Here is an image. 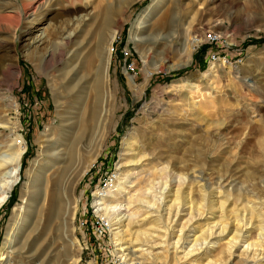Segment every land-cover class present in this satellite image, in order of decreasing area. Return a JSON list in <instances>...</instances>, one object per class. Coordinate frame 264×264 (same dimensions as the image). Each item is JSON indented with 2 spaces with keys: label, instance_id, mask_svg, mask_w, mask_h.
I'll list each match as a JSON object with an SVG mask.
<instances>
[{
  "label": "rangeland",
  "instance_id": "rangeland-1",
  "mask_svg": "<svg viewBox=\"0 0 264 264\" xmlns=\"http://www.w3.org/2000/svg\"><path fill=\"white\" fill-rule=\"evenodd\" d=\"M99 1L94 0L96 9L75 14L71 21H43L29 40L20 37L29 24L23 13L18 22L8 21L0 27L2 44H7L0 48V107L7 116L0 122V152L18 134L26 140L19 183L0 207V248L14 210L24 206L21 218L29 219H21V214L14 218L17 224L24 221L19 235L31 236L11 256L15 264H70L73 251L80 256L77 264H107L109 260L128 264L121 261L118 248L128 247L124 253L130 257L133 247L127 242L122 245L121 238L113 235L111 228L116 226L108 225L94 200L98 190L114 180L125 142L132 135L152 158L151 163L159 165L154 168L156 175L150 176L152 181L134 179L135 184L159 188L166 180L176 185L179 174L189 176L186 182L193 174L195 178L202 175L200 183L206 187L227 189L233 177L239 192L248 190L264 199V0H220L216 4L213 0H162L149 22V33L156 35L149 36L143 47L129 40L130 28L156 0H135L126 9V5L113 6V11H106L109 19L118 21L105 31L108 38L113 30L117 34L107 79L86 68L92 57L85 51V38L92 32L95 41L102 26L97 7L103 1ZM109 23L103 21V28ZM83 26L85 31L69 44ZM74 28L68 39V31ZM191 43L196 45L189 65L178 66ZM63 48L64 61L59 62ZM139 48L147 55L148 66ZM34 49L42 55L41 62L28 59ZM130 59L135 61V71ZM155 63L161 68L151 67ZM147 69L153 71L150 77ZM203 72L207 76L196 79ZM97 76L104 82L101 91L93 84ZM74 148L76 155L71 160L69 153ZM94 150L92 161L93 155L88 154ZM88 161L92 163L85 173L75 176L76 168ZM162 167H167L164 173H160ZM109 173L108 182L100 180ZM59 175L61 204L76 205L70 223L69 218L63 222L62 205L60 214L51 218L45 217L36 201ZM192 186L187 198L181 195L176 200L177 207L185 208L188 199V206L201 202L198 182ZM166 207L158 200L153 214L160 212L169 226ZM93 219L108 227L109 234H100L102 243L93 233ZM205 219H193L194 225L204 224ZM140 263L165 264L154 259Z\"/></svg>",
  "mask_w": 264,
  "mask_h": 264
},
{
  "label": "bare ground",
  "instance_id": "bare-ground-1",
  "mask_svg": "<svg viewBox=\"0 0 264 264\" xmlns=\"http://www.w3.org/2000/svg\"><path fill=\"white\" fill-rule=\"evenodd\" d=\"M102 1L105 5L103 2H100V5L97 4V10L99 8V10H101L99 11V21H102V26L97 30L95 41H93L92 32L90 37L85 38L84 47L85 51L88 52L87 56L92 57V60L90 59L91 64L87 65L86 68L89 70L95 69L96 72L102 75V78L107 79L112 59V45L117 34L116 31L113 30L110 34V38H108V33L105 31L109 30L113 25H116L118 21L114 22V18L112 17L109 19V17H107L108 12L106 13V11H111V8L113 11L125 5L126 9L135 0ZM218 1L220 0H213L212 3L216 4ZM161 2L162 0H156L154 4L148 8L149 10H146L144 12L145 14L141 16L136 23L132 24L129 40L137 45V47H143L142 44H145L149 36L152 38L155 37L156 33L151 34L148 31V28L151 26L149 22L153 20ZM176 2H180V0ZM94 3V0H0V27L3 28L8 21L18 22L20 20L19 15L23 13V15L25 14L29 19V24L25 30H23L20 37L23 40H29L31 38L29 36L34 29L43 21H47L48 19L71 21L70 17L75 14L89 12L90 8L96 9ZM101 4H103L104 7H102ZM31 16H33V18H31ZM103 21L104 24L110 22L108 26H105L107 28H103ZM85 26L81 27L80 31L75 33V37L69 41V44L75 42L76 38L81 36L85 31ZM77 28L68 31V39ZM98 36L100 37L98 38ZM2 42L3 41L0 39V48L6 47L7 44H2ZM109 43L110 45H108ZM195 45L194 43L192 47L191 43L188 49L190 53L188 51L184 52L186 58L178 66L189 65ZM139 51L143 55V61L148 66V60L146 59L147 55L143 54L140 48ZM38 52L39 51L35 49L29 52L27 55L28 59L41 62L43 58ZM60 52L62 55L58 58L59 62L64 61L61 58L65 54L66 48H63ZM80 52L81 51H79V53ZM213 59L217 60L216 56H213ZM86 64L88 63L85 62V65ZM161 66V64L155 63L154 66L151 67H154L156 70L160 69ZM170 67H172V65ZM210 69L214 70V66H211ZM152 73V70L147 69L149 77ZM203 76H207L206 72H203L196 79ZM102 78L100 76L95 77V83L93 84H96L97 87L102 86ZM130 79L133 84L134 82L131 77ZM101 88L102 87H100L99 90ZM2 110L1 108L0 122L4 121L7 117H5L6 110L4 109L3 112ZM96 115L97 111H94V116ZM11 139L13 142L8 145V149L5 148V152H0V207L7 202L10 193L19 183L22 158L26 150V140L21 134ZM7 142L9 141L5 143ZM125 144L126 147L124 146V152L121 154L120 159L121 165L114 174V180L107 186L98 190L94 200L95 208L106 218L108 225L110 227L116 226L111 228L113 235L121 238L122 245L127 242L133 247L134 253L132 254L134 258H132L133 256L129 257V253H124L128 247L124 245L121 246V243L117 244L121 246L118 248L122 253V255H120L121 261L128 264H144L140 263V261L147 262L148 260L153 261V259L155 261H163L165 264L169 262H175L174 264H181L180 262H185L186 264H264V199L262 196L260 197L258 194L254 195L248 192V190L242 192L243 189L239 192L236 179L233 177L229 180L228 184L230 187L227 184V189L222 187H206V185L200 183V179H202V175L200 174H202V172H200V176H196V178L191 174L190 176L192 177L187 182L186 179L189 176L184 177L179 174V181L176 185H172L175 183L174 181V183H172V181L169 182L166 180L168 178L165 179L166 181L164 180V185H161L163 181L159 182L161 185L159 188L158 185L156 188L154 185L149 187L143 186L140 182H136L137 184H135L136 180L134 179L138 181L145 179V181H147V178L150 179L151 175H156V169L159 165L151 163L152 158H150L149 154H146L142 147L138 145V141L134 140L133 135L129 136ZM70 152L69 154L72 160V157L76 155L75 148L71 149ZM94 152L95 150L92 154H88L90 156L93 155L92 161L95 156ZM92 161H88V164L86 162V165L82 168L80 167V169L76 168V171H74L75 176L83 175ZM166 168L167 167H162L160 173H164ZM144 172H146V174H144ZM147 174L149 176H147ZM197 177L199 179H197ZM232 180H234V182H232ZM61 181V175L53 180L51 179L49 189L46 188L44 192L41 191L40 196L36 199L39 203V208L43 209L45 217L50 216L51 218H56V215L59 213L60 206L62 205V198H60L59 193L61 191V188H59V183ZM150 181H152V179H150ZM195 181L198 182L199 185V189L197 190L200 194L201 202L199 204L196 203V205L192 204L188 206L187 203L190 200L186 199L185 208H183L182 205L181 207L183 209L177 207L178 203H176V200L179 201L181 195L187 198L192 192V185ZM135 187L136 189H134ZM262 191L264 194V190ZM260 194L262 195V193ZM158 200L167 205L165 214H168L167 218L171 219L169 226L163 223L160 212L157 211L156 214H153V212L156 211L154 207L157 205ZM191 203H194V201ZM68 204L70 203L62 205L63 208L65 207L63 210V222L65 220L68 221L69 218L70 223L74 219L76 205L74 204L72 207ZM161 209L163 208L161 207ZM23 211L24 206H20L14 210L13 219L10 220L3 245L0 248V264H15L10 260L11 256L18 251L19 247L21 249L24 248L31 238V236L23 237L19 235V231L24 228L23 220H29L26 217L24 219L21 218ZM20 214L21 216H19ZM161 214L164 215L162 211ZM16 216L23 219V222H20V224L15 223L14 218ZM141 216L143 217L139 218ZM205 217L204 224L198 223L194 225V220H198L199 222ZM98 225L99 227H104L101 223ZM30 228L32 229V227ZM69 232H71V230H69ZM127 235L129 238L127 237L126 239ZM32 244L34 245V243ZM75 252L73 251L72 257L68 259L69 263L77 264L79 262V253L74 254ZM135 253H138V255ZM135 260H138L139 263H137V261L135 262Z\"/></svg>",
  "mask_w": 264,
  "mask_h": 264
},
{
  "label": "built area",
  "instance_id": "built-area-1",
  "mask_svg": "<svg viewBox=\"0 0 264 264\" xmlns=\"http://www.w3.org/2000/svg\"><path fill=\"white\" fill-rule=\"evenodd\" d=\"M212 44H214L215 42H211ZM214 54H216V53H214ZM131 56H132V52H131ZM132 60V59H131ZM133 61V70L132 71H135V69H136V64H135V61L134 60H132ZM108 177H110V173L109 174H107V175H105L104 177H102L100 180H104L105 182H108ZM92 227H93V233H94V235H95V237L97 238V240L100 242V243H102L101 241H100V233H107V234H109V232H108V227H99V225H98V223L96 222V219H93V221H92ZM85 223L83 222V225H84ZM107 264H111L110 263V260L107 262Z\"/></svg>",
  "mask_w": 264,
  "mask_h": 264
}]
</instances>
